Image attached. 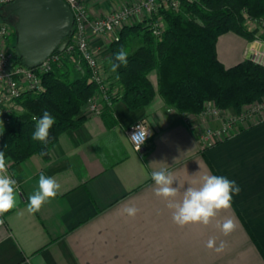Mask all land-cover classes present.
<instances>
[{
    "label": "crops",
    "instance_id": "crops-1",
    "mask_svg": "<svg viewBox=\"0 0 264 264\" xmlns=\"http://www.w3.org/2000/svg\"><path fill=\"white\" fill-rule=\"evenodd\" d=\"M83 1L92 20L127 0ZM250 31L264 39L260 26ZM88 33L93 53L105 63L110 37L93 34L90 26ZM250 43L225 33L217 40V57L233 66L246 59ZM149 79L157 89L155 71ZM82 113L80 126L62 132L47 159L32 155L13 166L16 207L0 225V264H264V118L203 149L196 132L209 121L167 106L157 91L143 108L131 110L117 100L106 116L86 105ZM138 122L150 131L140 150L127 135ZM161 169L175 178L176 201L209 174L235 181L241 191L209 225L180 227L168 202L155 195L151 173ZM41 173L60 190L30 213L28 197ZM126 207H135L136 215H127ZM227 218L236 227L226 236L218 225ZM210 238L216 242L211 249ZM221 241L226 247L217 252Z\"/></svg>",
    "mask_w": 264,
    "mask_h": 264
},
{
    "label": "trees",
    "instance_id": "trees-1",
    "mask_svg": "<svg viewBox=\"0 0 264 264\" xmlns=\"http://www.w3.org/2000/svg\"><path fill=\"white\" fill-rule=\"evenodd\" d=\"M10 15L0 8V21L9 22ZM159 15L165 24L160 37L152 33L146 21H139L125 25L118 40L110 42L107 67L111 68L114 54L121 48L129 54L126 67L121 66L117 73L110 70L109 88L117 87L118 91L112 96L113 102L121 100L135 110L149 104L157 91L167 106L197 116L206 103L239 112L242 106L264 96L263 67L249 59L226 67L216 51L217 40L225 33L249 41L255 38L244 23L246 18L264 22V0L182 1L179 11L160 9ZM12 48L15 51L14 44ZM153 71L157 89L149 79ZM41 79L44 90L24 92L19 99L23 110L12 113L10 122L0 128L4 130L0 151L11 160L12 167L32 155L47 159L59 135L83 122L82 107L97 89L84 64L79 68L67 60L54 64ZM110 109L105 106L101 114L106 116ZM45 110L56 119L46 147L32 139L34 118ZM42 151L47 154L41 155Z\"/></svg>",
    "mask_w": 264,
    "mask_h": 264
},
{
    "label": "built area",
    "instance_id": "built-area-1",
    "mask_svg": "<svg viewBox=\"0 0 264 264\" xmlns=\"http://www.w3.org/2000/svg\"><path fill=\"white\" fill-rule=\"evenodd\" d=\"M13 0H0V8ZM71 10L74 18L70 41L63 52L52 53L38 67L28 68L17 61L15 51L9 43L12 27L0 21V128L10 122V115L23 110L19 103L24 92L39 93L44 90L41 75L51 70L54 64L64 60L81 67L84 64L89 79L97 85L96 91L87 99L86 107L92 114H101L105 106L112 107V96L116 94L109 88L108 76L104 65L95 56L90 46L88 26L93 34L99 37H110V42L118 40L120 30L127 24L146 21L152 33L160 37L165 24L159 15L160 9L179 11L181 2L195 0H127L116 10L109 11L103 17L89 19L87 7L83 0H63ZM264 30V22L253 20ZM246 59L264 68V39L254 38L245 51ZM196 117L207 119L197 130V139L203 149L223 141L234 132L241 130L264 118V96L251 104L242 106L239 112L231 109L222 110L214 103H206L204 110ZM139 128L148 130L143 122L133 125L127 135L133 147L138 150L137 143L131 140ZM150 133V131L148 130ZM140 145L139 150L146 144ZM8 174L13 178L11 160L6 157ZM16 190L18 188L16 184ZM4 224L0 216V225Z\"/></svg>",
    "mask_w": 264,
    "mask_h": 264
},
{
    "label": "clouds",
    "instance_id": "clouds-1",
    "mask_svg": "<svg viewBox=\"0 0 264 264\" xmlns=\"http://www.w3.org/2000/svg\"><path fill=\"white\" fill-rule=\"evenodd\" d=\"M128 55L125 49L118 50L114 54V61L111 62L110 70L117 73L121 66L126 67ZM55 123V117L49 111H43L41 116L34 118L35 127L32 139L46 147L49 142L50 130ZM3 131H0V135L3 134ZM149 134L148 130L143 128H139L138 132L133 133L131 140L137 143L138 150ZM46 154L43 151L41 153V155ZM151 179L156 186L155 195L168 202L167 207L172 210L173 222L180 227L188 224L209 225L220 211L231 208L233 196L238 195L241 191L235 181L229 180L225 176L209 174L202 178V183L198 187L189 186L183 191L182 199L176 201L175 198L179 189L173 187L175 178L170 171L166 169L153 171ZM16 183V180L8 174L5 153L0 151V216L16 207ZM59 190L60 184L53 177L41 173L38 179V189L28 197V211L30 213L39 212L45 203L50 202L57 196ZM124 212L129 216H135L137 209L126 207ZM218 226L227 236L235 230L236 224L233 219L227 218L222 225ZM215 243V239L210 238L207 247L211 249L215 246ZM225 247V243L221 241L215 250L220 252Z\"/></svg>",
    "mask_w": 264,
    "mask_h": 264
},
{
    "label": "water",
    "instance_id": "water-1",
    "mask_svg": "<svg viewBox=\"0 0 264 264\" xmlns=\"http://www.w3.org/2000/svg\"><path fill=\"white\" fill-rule=\"evenodd\" d=\"M2 10L15 17L14 48L28 68L38 67L55 51L63 52L70 41L74 18L63 0H13Z\"/></svg>",
    "mask_w": 264,
    "mask_h": 264
},
{
    "label": "rangeland",
    "instance_id": "rangeland-1",
    "mask_svg": "<svg viewBox=\"0 0 264 264\" xmlns=\"http://www.w3.org/2000/svg\"><path fill=\"white\" fill-rule=\"evenodd\" d=\"M84 2V1H83ZM123 3H125V2H123ZM121 5V4H120ZM120 5H114V6H111L110 7V10L109 11H113V10H116V8H118ZM7 19H8V21L9 22H7L8 24H10V26L12 27V31H11V35H10V38H9V43H10V45L12 46L13 44H15V41H16V34H15V31H14V28H13V26L11 25V22L13 21V20H10V18H8L7 17ZM244 25L246 26V28L248 29V30H250L251 28H255L257 25L259 26V24L258 23H256V22H254L252 19H248V18H246V21H245V23H244ZM256 25V26H255ZM100 62L104 65V68H105V73H106V75L109 77V74H110V66H108L107 67V65H109V60H107L105 63H104V61H102V60H100ZM108 62V63H107ZM112 90V89H111Z\"/></svg>",
    "mask_w": 264,
    "mask_h": 264
},
{
    "label": "flooded vegetation",
    "instance_id": "flooded-vegetation-1",
    "mask_svg": "<svg viewBox=\"0 0 264 264\" xmlns=\"http://www.w3.org/2000/svg\"><path fill=\"white\" fill-rule=\"evenodd\" d=\"M15 19V17L11 14L10 15V20H14Z\"/></svg>",
    "mask_w": 264,
    "mask_h": 264
}]
</instances>
